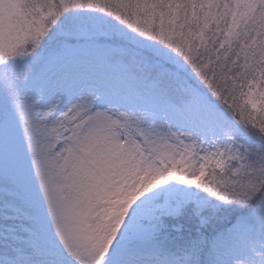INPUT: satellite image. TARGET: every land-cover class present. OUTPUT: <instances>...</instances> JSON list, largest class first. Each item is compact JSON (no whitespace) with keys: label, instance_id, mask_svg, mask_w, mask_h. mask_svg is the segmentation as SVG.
Returning a JSON list of instances; mask_svg holds the SVG:
<instances>
[{"label":"snow or ice","instance_id":"obj_1","mask_svg":"<svg viewBox=\"0 0 264 264\" xmlns=\"http://www.w3.org/2000/svg\"><path fill=\"white\" fill-rule=\"evenodd\" d=\"M0 264H264V0H0Z\"/></svg>","mask_w":264,"mask_h":264}]
</instances>
